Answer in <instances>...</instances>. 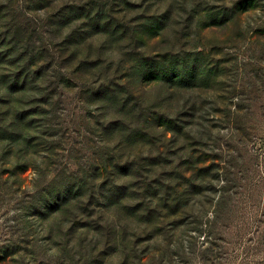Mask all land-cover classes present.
Here are the masks:
<instances>
[{"label": "rangeland", "instance_id": "rangeland-1", "mask_svg": "<svg viewBox=\"0 0 264 264\" xmlns=\"http://www.w3.org/2000/svg\"><path fill=\"white\" fill-rule=\"evenodd\" d=\"M0 129V264H264V0H0Z\"/></svg>", "mask_w": 264, "mask_h": 264}, {"label": "trees", "instance_id": "trees-1", "mask_svg": "<svg viewBox=\"0 0 264 264\" xmlns=\"http://www.w3.org/2000/svg\"><path fill=\"white\" fill-rule=\"evenodd\" d=\"M21 78V76H18L14 81H15V83H16V85H17V82H18V80ZM24 83H26L27 82V78H24V81H23ZM46 101V100H45ZM46 103V102H45ZM36 104H38V105H41V106H43L42 107V109L43 110H39V109H36V110H33V112H30V113H28L29 115H32L33 113L34 114H36V113H45L46 112V110H44L45 108L44 107H46V106H44V101H41V100H39V101H36ZM1 130V129H0ZM62 193L63 192H60L59 194H57L55 197H57V199L55 198V201L54 202H52V203H54V204H61V203H64V202H67L66 201V197L64 196V195H62ZM54 206V205H53ZM52 206V204H48L47 206H45L46 207V209H48V208H50L51 209V212H55L56 211V209L54 208ZM54 208V209H53Z\"/></svg>", "mask_w": 264, "mask_h": 264}]
</instances>
